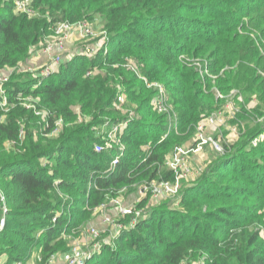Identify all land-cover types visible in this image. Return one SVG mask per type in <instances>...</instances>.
Listing matches in <instances>:
<instances>
[{
  "label": "trees",
  "instance_id": "1",
  "mask_svg": "<svg viewBox=\"0 0 264 264\" xmlns=\"http://www.w3.org/2000/svg\"><path fill=\"white\" fill-rule=\"evenodd\" d=\"M0 2V70L14 69L5 85L6 106L0 105V116L6 113L0 119V190L7 207L0 230V258L6 255L7 264H25L32 259V248L36 249L33 264H49L52 255L68 248L71 236L66 235L84 231L88 216L106 201V195L154 178L171 179L169 170L157 174L158 167L175 146L190 142L197 123L221 107L231 90H237L249 97L239 104L236 120L231 119L244 123L237 147L241 151L235 154L224 148V155L181 190L179 208L169 201L147 209L135 227L122 230L112 246L103 245L87 264H195L199 260V264H264L262 231L248 230L255 224L251 219L258 215L256 210L264 207V178H258L264 172V146L249 148L263 131L264 43L258 45L248 31L243 33L249 25L239 26L234 18L235 13L248 15V21L260 29L264 0H33L39 12L33 18L16 13L11 0ZM254 2L258 4H245ZM95 18L111 35L105 52L75 55L38 86L33 85L31 74L17 72L56 22ZM242 19L246 22V16ZM260 34L264 35V26ZM181 54L208 59L210 74L204 82L179 59ZM138 73L163 84L176 129L165 136L169 121L166 114L154 110L146 124L162 137L141 151L139 147L148 143L146 136L137 135L143 125L130 123L123 138L129 146L106 173L110 154L106 146L94 151L93 145L103 142L95 129L105 121H126L127 116L114 113L116 95L123 92L140 111L153 107L150 102L156 92L146 88ZM216 90L222 98H216ZM251 91L257 92V102L249 108ZM19 93L40 103L51 126L56 122L53 115L59 118L64 123L62 132L52 139L38 136L35 109H26ZM7 143L12 146L7 148ZM246 163L256 168L250 178ZM233 174L237 184L226 181ZM212 177L224 180L216 182Z\"/></svg>",
  "mask_w": 264,
  "mask_h": 264
},
{
  "label": "rangeland",
  "instance_id": "2",
  "mask_svg": "<svg viewBox=\"0 0 264 264\" xmlns=\"http://www.w3.org/2000/svg\"><path fill=\"white\" fill-rule=\"evenodd\" d=\"M0 4H1V2H0ZM245 4H251L252 6H255L258 3L254 2V3H245ZM234 16H235L234 18H235V22L237 25L239 24V26H241V25L245 24L244 25L245 27L249 25L250 30H244L243 33L248 31L247 34H249L250 37L258 45H260V43H264V35L260 34V30L262 29V27L264 25H261L260 29H255L258 26H256L255 23H252V22L250 23L248 21L249 20L248 15L235 13ZM245 16H246V22H244V20L242 19ZM89 22H91L93 25V30H94L93 34L90 37L86 38L85 40L84 39L83 40H75L72 43L68 44L67 48H66L67 51H74L76 49H79L84 43L95 44L100 39H102L103 41L106 40L110 44L111 35L108 33V31L106 29L103 28L102 24H100V20L95 18L93 20H89ZM103 35H105V37H103ZM259 47L261 48V46H259ZM261 54L264 57V53H261ZM179 59H181L183 62H185V63L187 62L189 65H191L193 70H196L198 72L199 77L202 81L203 80L205 81L204 76H206V75L209 76V74H210L209 69H208V67L205 66V63L208 62V59H206L205 57H202V58L190 57L189 58L187 55L181 54V55H179ZM38 62L39 61H35V60L32 61L31 58H28V61H27V63H29L31 65H37ZM130 64H132L134 66L133 63H130ZM203 65L205 66V68ZM263 66H264V61H263ZM222 72H223V69L220 71V73H222ZM19 73L22 74V76H26V72L19 71ZM138 74H139L138 77L142 78L141 73H138ZM261 75L264 76V73ZM212 77H213V75H212ZM143 82H144L146 88H148L150 90L153 89V87L147 85L145 83V81H143ZM148 82H150V81H148ZM211 83L214 84L213 81ZM121 88H124V86H122ZM118 95H121L122 100H118V101L116 100L113 107L115 109V112H114L115 115H117V113H119L120 116H125V117L127 116L126 121H124L123 127L118 128L115 131L114 130L115 123H110V122L105 121L103 123H100L95 129L96 131H98V133H96V135L99 138L101 137V140H103L102 145L106 146L105 147L106 151L108 152V154H110V157H109L110 159H109L108 164H107V169L112 166L113 159L118 154H123L124 150H126V148L129 146V145H127L126 142H124L123 138L128 135L129 130L127 129V126L130 123L135 122V121H140L143 125V128L141 129V131L137 135L138 136H146L148 143L139 147V149H141V151H145V150L150 149V147L152 146V144H151L152 140L159 139L162 137V134L159 133L158 131H156V128L149 126L148 125L149 123L146 124V122H149L150 116H152L151 115L152 112L154 110H156L155 108H153L152 106L150 108H148V106H147L144 110L140 111L137 107V104L135 102H132L129 99H127V97L125 96V94L123 92L118 93ZM250 95H251L250 98L252 101L251 100H250L251 102L249 101L250 102L248 104L249 108H251L252 106H255V104L257 102V99H256L257 92L251 91ZM228 98L232 101L231 102L229 100V102L231 104L233 103V109H232V105L230 104V108L228 109V111H230L232 109L230 112H226L223 117L216 118V121L212 124V126H206L205 127L206 136L214 139L217 142V144H219L221 146L222 149L220 151H216L214 149H210L209 147H205L203 153L201 152L200 154H196L195 156H191L188 159V164L189 165L191 164V166H193L194 168L197 167L196 165L204 164V169H203V171H204L206 169L207 165L211 161L213 162L215 160H218V157L224 155V153H225L224 148H226V147H229V150H231V149L233 150V151H231V153L238 154L241 151V149H239L240 147L239 148H237V147L241 146V145H239V143L241 142V137H242L240 135L242 134V127H243L244 123H243V121L242 122L240 121L241 124H239V123H236L234 121L232 122V120H236L237 113L240 111L239 104L244 103L246 100L248 101L249 97H248V95L244 94L243 92L241 93L240 91L235 90L233 93H231V91L228 93ZM153 101H154V97L151 99L150 104H152ZM32 103L40 112L42 111V109L39 108L40 103H36L35 101H33ZM166 108H172V110H173V105L170 101L169 95H168V101L166 104ZM26 109L30 110L29 107H27ZM39 111H36V113H33L34 116L37 118V126L38 127L36 126V129H34L36 134H38V136L45 137V138H51V139L58 136L64 128V123H61L59 118H57V117H55V115H53V117L56 119L55 120L56 122H54V124L51 126L48 122V115L43 114V113L38 114ZM243 111H244V109H243ZM156 112L158 113V115L165 114L164 111L159 112L156 110ZM172 113H173V111L170 113L171 115H169L168 113L166 114L165 118L168 121L171 120L170 118H175L172 115ZM5 114L6 113L4 111V113L0 116L1 120H3L5 118ZM104 118L105 117H103V119ZM258 120L262 121L263 118L261 117ZM77 122H80V120H77ZM251 125H252V123H250L249 126H251ZM65 126H72V123H67ZM233 127L236 128V130L234 132H232V130H231V128H233ZM262 127H263V131L250 141L249 148H254L259 144H262V147L264 146V122L262 124ZM24 128L25 127H24V122H23L22 127H21V129L23 130V134H24ZM48 129H49V132H46V130H48ZM244 129H245V127H244ZM149 130H151V134L147 135ZM23 136H22V138H23ZM22 138H20V139H22ZM95 144L100 145L101 142L99 141ZM95 144L93 145L94 151H95ZM11 146H12L11 143H7V148H10ZM108 148H110V149H108ZM113 149L116 150L117 152L119 151V153L118 154H116L117 152L113 153L112 152ZM98 152H100V151H98ZM249 157L251 158V160H249V163L251 164L252 157L250 155L248 156V158ZM193 158L194 159L197 158V162L194 161ZM259 162H263V161H259ZM249 163H246V164H248V165H246V173H247L248 178L251 177L250 176L251 173L256 172V168L252 167L253 165L252 166L249 165ZM263 164H264V162H263ZM164 170H167V168L164 165L159 166L157 174L163 172ZM225 172H227V171H225ZM200 174L199 175H192V176L189 175L188 178H179L178 191L174 194H171V195L165 197V198H163L164 196L161 197V198H163V199L160 198L161 200L160 199L159 200H153L150 196H148V194H144L141 192V188L147 182H150L152 180L147 181V182H142V184H139L138 186L136 184L128 185V187L123 186L118 191H115L114 195H112V196L106 195V201H104L99 206H97L95 208V210L94 209L92 210V213L88 216V219L86 221L87 223L85 222V224H86V226L92 225V226L96 227L100 232V238L101 239L104 238L107 241H110L109 244L112 246L114 244L113 243V237H112V235L114 234V230H112V232H110V230L108 229L112 226L111 223H114L117 225L120 224L123 228L124 226L127 225V223L130 220L129 217H127V216L123 217L117 213L116 207L113 203L114 200H116V199L120 200V202H122V204L124 206H126L130 209H134V211L143 209V212H145L149 208H152L156 205L162 206L169 201L172 202V204L175 208H179L180 205H179L177 199L179 198V196L181 194V190L184 187H186L187 185H190L193 182H195L197 177L200 176ZM234 175H236V174L231 175V180H230V178H228V179H226V181L229 180L231 182V184H237V183L233 182V180H235V178H236V176H234ZM212 178L216 182L217 181L223 182V180H224V179L216 178V177H212ZM258 178H260V179L264 178V172H262L261 176H259ZM153 180H155V178ZM260 182H262V181H260ZM246 184H244V185H246ZM253 184L254 183H252V185ZM60 195L63 198L68 197V194H63L62 192L60 193ZM102 205H104V206L101 207ZM83 207H84V205L82 206V208ZM256 213L258 215L254 219H251V220H254L255 224L250 225L248 230H249V232H252L255 229H259L260 231H262V234L260 235V237L264 238V207H262V209L256 210ZM191 214H197V212H194ZM103 216H106L111 223H108V222L104 223ZM169 216L170 215H166L167 218H171ZM178 218L179 217H177V219ZM189 219H192V218H189ZM85 224H84V226H85ZM120 233H121L120 231H117L116 232L117 236ZM67 236H71V237H67ZM65 237L68 238V244L66 245L67 247L71 243H74V242H79L82 244H88V246H90L91 244L94 243L93 238L88 236L85 231L79 233V236H78V234H76V235L69 234V235H66ZM35 250L36 249H32V248L30 249V255H31L30 257H32V259L34 257L33 255H35V253H36ZM91 256H93V255H91ZM32 259H30L29 262H27L28 260H26L25 264H32ZM199 261H196L195 264H199Z\"/></svg>",
  "mask_w": 264,
  "mask_h": 264
},
{
  "label": "built area",
  "instance_id": "3",
  "mask_svg": "<svg viewBox=\"0 0 264 264\" xmlns=\"http://www.w3.org/2000/svg\"><path fill=\"white\" fill-rule=\"evenodd\" d=\"M11 3L16 13L26 15L29 18H33L39 15L38 10L33 5V0H11ZM50 30L51 31L45 33L38 41V43L29 51L28 58H31L32 61H39L37 65H31L27 63V60L19 68L16 69L17 72L22 71L31 74L34 80V86H38L45 77H48L50 74L56 72L62 63L70 61L75 55L80 54L87 57H93L98 52H105L110 45L108 41H103L102 39H100L95 44L84 43L79 49H76L74 51L66 50L67 45L72 43L73 41L83 39L85 40L93 34V25L91 22L86 20L76 22L59 21L56 22L52 26V28H50ZM103 37H105V35H103ZM205 66L208 67L207 63H205ZM13 70V68L0 70V96H2L0 105L2 107L6 106L7 103L5 85L7 84V82H9ZM142 80L145 81L147 85L152 86L156 92L154 96L153 107L159 112L164 111L165 114L168 113L170 115L173 110L172 108H166L168 95L163 84L157 81L148 82L144 77L142 78ZM34 86H31V89H33L32 87ZM120 89L121 87H118V90ZM234 91L235 90H231V93H233ZM19 94L20 100L23 105L35 109V112L39 111L33 105L32 102L34 100L30 95L26 96L22 95V93ZM215 96L216 98H222L223 94H221L219 90H216ZM116 100H122L121 95L117 94ZM229 100L230 99L227 98L226 102L223 103L221 107L213 110L197 123L194 135L190 142L174 147L173 151L164 161V166L172 173V178H161L147 182L141 188L142 193L148 194V196H150L153 200H159L163 196V198H165L178 191L179 178H188L189 175H199L203 171L204 164L196 165L197 167L194 168L193 166H191V164H188V159L191 156H195L196 154H200L201 152L203 153L205 147H209L210 149H214L216 151H220L222 149L214 139L206 136L205 127L212 126V124L216 121V118L223 117L226 112H230L233 109V103L231 104ZM230 104L232 105V109L228 111V109L230 108ZM41 113L46 114L44 111H39L38 114ZM170 119L171 120H169L165 136L172 129H176V118ZM123 124V121L115 124L114 130L116 131L118 128H122ZM231 130L232 132H234L236 128L233 127L231 128ZM103 147L104 145L102 146L101 144H95V152L101 151ZM118 153L119 151L116 154ZM122 155L123 154H118L113 159V164L108 168V170H105V172L107 171L106 173L114 168L119 157ZM113 203L118 214L123 217L127 216L130 218L127 225L122 228L120 224L117 225L111 223L106 216H103L104 223L108 222L112 225L108 229L110 230V232L114 230V234L112 235L114 239L117 236V231L122 232V230H125L126 228L135 227L138 219L142 217L144 212L143 209L134 211V209H130L124 206L118 199L114 200ZM103 206L104 205H102L101 207ZM6 214L7 207L5 203V197L3 192L0 190V230H2L5 226ZM84 231L88 236L93 238V244L88 246V244H82L79 242L71 243L65 251L57 255H52L48 261L49 264H51L57 257L60 258L62 264H87L88 259L91 257V255L100 251L103 245L109 244L110 242L104 238L101 239L99 230L92 225L86 226ZM38 259L40 260V258ZM0 264L5 263L0 260ZM13 264L24 263L22 261H16Z\"/></svg>",
  "mask_w": 264,
  "mask_h": 264
},
{
  "label": "crops",
  "instance_id": "4",
  "mask_svg": "<svg viewBox=\"0 0 264 264\" xmlns=\"http://www.w3.org/2000/svg\"><path fill=\"white\" fill-rule=\"evenodd\" d=\"M193 160L197 162V158H195V159L193 158ZM0 260L3 263L7 264V256L6 255H2V257L0 258ZM32 264H33V261H32ZM51 264H62V262H61L60 258L57 257Z\"/></svg>",
  "mask_w": 264,
  "mask_h": 264
}]
</instances>
